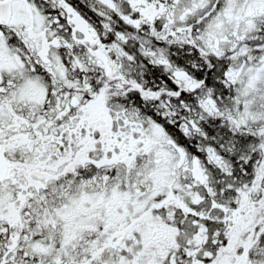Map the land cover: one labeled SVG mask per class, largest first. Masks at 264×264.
Returning a JSON list of instances; mask_svg holds the SVG:
<instances>
[{
  "label": "snow or ice",
  "instance_id": "6c2138e0",
  "mask_svg": "<svg viewBox=\"0 0 264 264\" xmlns=\"http://www.w3.org/2000/svg\"><path fill=\"white\" fill-rule=\"evenodd\" d=\"M0 264H264V0H0Z\"/></svg>",
  "mask_w": 264,
  "mask_h": 264
}]
</instances>
